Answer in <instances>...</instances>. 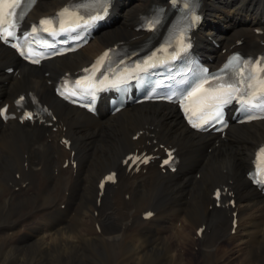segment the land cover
Returning a JSON list of instances; mask_svg holds the SVG:
<instances>
[{"label":"bare ground","instance_id":"bare-ground-1","mask_svg":"<svg viewBox=\"0 0 264 264\" xmlns=\"http://www.w3.org/2000/svg\"><path fill=\"white\" fill-rule=\"evenodd\" d=\"M67 1L39 0L30 16L54 13ZM202 1L197 49L212 64L233 50H264V0ZM154 2L169 5L117 0L113 19L95 39L41 67L0 43V108L8 102L16 111L15 100L25 94L57 116L34 123L0 117V176L7 180L0 193V264H89L83 257L110 264L99 255L114 264H235L236 258L264 264V195L247 178L264 143V121L232 125L222 138L189 129L174 105L145 103L114 115L103 105L95 116L54 94L65 72L81 69L111 44L143 41L146 33L136 26ZM162 145L177 149L176 172H164L158 162L136 171L123 165L138 148L163 155ZM72 156L76 167L66 166ZM112 170L118 181L100 195L99 183ZM218 187L225 191L220 207L213 197ZM231 197L234 208L227 204ZM149 209L155 215L145 218Z\"/></svg>","mask_w":264,"mask_h":264},{"label":"snow or ice","instance_id":"snow-or-ice-1","mask_svg":"<svg viewBox=\"0 0 264 264\" xmlns=\"http://www.w3.org/2000/svg\"><path fill=\"white\" fill-rule=\"evenodd\" d=\"M4 3L7 4V0H4ZM65 13H69V9H64L61 13L57 14V17L63 16ZM21 19H23V14H21ZM96 18L93 17L92 20H95ZM92 21L89 20H84L83 24L87 25L89 23H91ZM53 23V18H48L45 20H42L40 22L41 25H45V24H52ZM15 23L13 22H9L8 24V28L3 29L2 32H0V39H4L5 41L8 40L9 37H15V33L8 30L9 28L15 27ZM82 25L81 23L77 22L75 24V27L69 26V27H64L62 22H61V27H60V32H73L75 31L77 28H80ZM45 32H50V34H57L54 31H52L49 28H44L43 29ZM36 29L35 27H33V32H35ZM6 33V34H4ZM18 47V45H16ZM108 54L105 53V57ZM34 63H39L38 60L33 61ZM101 64V66H103V58H101V61L99 62ZM255 67L254 69H250L249 70V75L248 77H246V79L249 81V84L247 85V88H234L233 84L234 83H239L241 86L244 85V80L241 79L239 81H231V82H226V83H219L217 84L216 88L214 89V92L217 94L213 97H211V99L213 101H216L214 104H210L208 105L209 107H214L215 111L214 114L210 115L208 120H205L204 123L207 124L209 122V120H217L221 115H222V108L226 105L232 102L233 99H237L239 98L241 100V103L243 105H248L251 106L253 103L254 99H258V100H264V91L261 92H257L256 96L254 97L251 92L249 91L252 88V84L251 81L253 79H255V77H253L252 72L255 71L257 73H262L264 72V67L260 66L259 61L254 62ZM88 70L85 69V72H87ZM96 71H100L99 68L96 69ZM104 79H106V77H101V81L100 83H103ZM259 83H264V81H258ZM80 82L77 81V84H79ZM108 85H106L105 87H107ZM95 87V85H89V88H93ZM203 85L200 86L199 89H197V91H200L203 89ZM236 93H241L240 97L236 96ZM243 95H248L249 99L244 100L243 99ZM31 114H29L30 116ZM195 127H202V124H194ZM260 154H264V148H262L260 150ZM109 179H111V177H109Z\"/></svg>","mask_w":264,"mask_h":264},{"label":"rangeland","instance_id":"rangeland-1","mask_svg":"<svg viewBox=\"0 0 264 264\" xmlns=\"http://www.w3.org/2000/svg\"><path fill=\"white\" fill-rule=\"evenodd\" d=\"M0 193H1V191L4 189V187H6V178H4V177H2V176H0ZM3 178V179H2ZM3 180V181H2ZM2 182V183H1ZM4 183V184H3ZM2 184V185H1ZM3 187V188H2ZM21 212V213H20ZM21 215H23V211H22V209H20V210H18V212L17 213H14L13 214V216H12V218L15 220L16 219V217H18V216H21ZM1 219H2V217H0V221H1ZM2 228H3V225L2 224H0V231L2 230ZM18 228H15L13 231H15V230H17ZM13 234V233H12ZM11 234V235H12ZM2 242H1V237H0V244H1ZM25 244H28V246H32V244H30V243H26L25 242ZM197 249V250H196ZM192 252H195V253H199V247L197 248V247H195V246H193V248H192ZM99 259H101V260H103V261H108L110 264H114V262L113 261H111L108 257H106V256H104V255H99V256H97ZM240 259V260H239ZM88 260H89V264H91V259L90 258H84L83 257V261H85V262H88ZM235 264H238L239 263V261L241 262V258H236L235 259ZM85 264H87V263H85ZM101 264H103L102 262H101Z\"/></svg>","mask_w":264,"mask_h":264}]
</instances>
